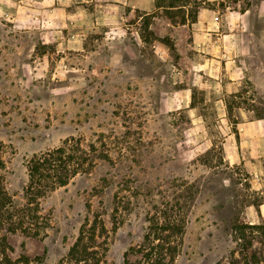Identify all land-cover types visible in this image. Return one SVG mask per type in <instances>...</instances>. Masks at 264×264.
Returning <instances> with one entry per match:
<instances>
[{
	"label": "rangeland",
	"instance_id": "374dc122",
	"mask_svg": "<svg viewBox=\"0 0 264 264\" xmlns=\"http://www.w3.org/2000/svg\"><path fill=\"white\" fill-rule=\"evenodd\" d=\"M170 1L186 7L146 14L105 0H35L18 9L17 25L0 21V176L26 208L15 230L0 228V264H69L82 237L96 252L83 264H142L149 243L170 264L264 259V218L250 209L264 193L223 152L242 108L264 115V90L235 96L199 76L201 66L181 57L190 36L180 25L203 0ZM71 136L110 157L28 199L29 159Z\"/></svg>",
	"mask_w": 264,
	"mask_h": 264
},
{
	"label": "crops",
	"instance_id": "0c3cea01",
	"mask_svg": "<svg viewBox=\"0 0 264 264\" xmlns=\"http://www.w3.org/2000/svg\"><path fill=\"white\" fill-rule=\"evenodd\" d=\"M33 1L0 0V21L9 17L17 25L18 9L32 10ZM105 1L107 6L114 5L115 8L129 6L132 13L141 10L147 14L157 10L155 0ZM250 1L251 4L242 6L241 0H237L231 6L227 0H203L197 20L180 25L190 36L189 47L182 44L181 57L200 65L197 74L212 81L210 86L235 96L244 88L256 95L264 90V60L255 57L259 42L264 51V0ZM255 18H261L262 25L255 24ZM257 100L260 101L259 97L251 99L256 104L259 103ZM220 101L227 105L225 98ZM236 118L234 129L223 142L225 160L231 165L244 162L253 188L264 193V115L257 116L254 109L242 108ZM252 208L257 218H264V200L250 204Z\"/></svg>",
	"mask_w": 264,
	"mask_h": 264
},
{
	"label": "trees",
	"instance_id": "16d2710c",
	"mask_svg": "<svg viewBox=\"0 0 264 264\" xmlns=\"http://www.w3.org/2000/svg\"><path fill=\"white\" fill-rule=\"evenodd\" d=\"M166 1L167 0H156V7L168 11L176 8L182 10L186 7L184 3L175 4L174 1H170V3L165 4ZM198 12L199 7L196 15L191 19V22L197 20ZM168 46L172 49L175 48L173 44H168ZM97 157L109 158L110 156L108 153L101 154L95 144L86 147L82 138L75 136L64 139L60 145L54 148L32 155L27 163L29 181L28 184H26V195L28 199L35 200L38 197H44L57 187L68 184L70 180L78 174L90 172L95 165V159ZM25 210L26 208H18L14 203L0 176V228L7 224L9 229L15 230L18 224L14 220L15 214L16 212H18V214L24 213ZM92 229H96V226L94 228L92 227ZM153 231L154 234H158L156 229H153ZM262 231L264 233V229H262ZM149 237L148 234L145 239H149ZM6 240L7 237L0 233V255L6 252L4 249ZM82 240L83 237L70 249L67 263L70 264L71 262H75L83 264V262L86 263L87 260H90V258L96 255L95 251H89L86 246H83ZM149 244H145L146 246L140 248V252H144V260L140 261L142 264H170L174 261L173 256L168 260L165 258V253L161 246L159 248L153 244ZM176 251V247H167L168 254H172ZM256 259V263L259 262V264H264V259L261 260L260 257ZM129 260L126 261V264H133ZM60 264H64L63 261Z\"/></svg>",
	"mask_w": 264,
	"mask_h": 264
}]
</instances>
